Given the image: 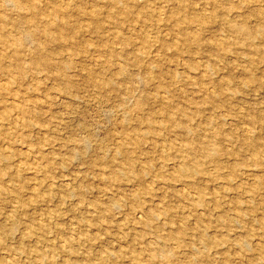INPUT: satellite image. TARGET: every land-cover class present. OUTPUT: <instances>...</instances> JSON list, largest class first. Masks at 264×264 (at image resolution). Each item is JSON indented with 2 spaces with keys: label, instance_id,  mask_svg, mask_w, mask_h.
<instances>
[{
  "label": "rangeland",
  "instance_id": "1",
  "mask_svg": "<svg viewBox=\"0 0 264 264\" xmlns=\"http://www.w3.org/2000/svg\"><path fill=\"white\" fill-rule=\"evenodd\" d=\"M0 61V264H264V0H0Z\"/></svg>",
  "mask_w": 264,
  "mask_h": 264
},
{
  "label": "bare ground",
  "instance_id": "2",
  "mask_svg": "<svg viewBox=\"0 0 264 264\" xmlns=\"http://www.w3.org/2000/svg\"><path fill=\"white\" fill-rule=\"evenodd\" d=\"M22 3V2H21ZM25 5V4H24ZM23 5V6H24ZM53 6H54V4H53ZM56 6H58V5H56ZM129 7V6H128ZM19 8V7H18ZM130 8V7H129ZM21 9V8H20ZM54 9V8H53ZM22 10H23V8H22ZM95 10V9H94ZM91 12V11H90ZM133 12V11H132ZM53 13H54V11H53ZM92 14H93V12H92ZM2 16V15H1ZM61 16V15H60ZM3 17H4V15H3ZM6 17V16H5ZM60 18V17H59ZM66 20V19H65ZM65 23V22H64ZM35 27V26H34ZM99 28V27H98ZM97 28V29H98ZM253 32H255V31H253ZM26 33H27V31H26ZM47 33V32H46ZM251 33V32H250ZM47 34H49V33H47ZM254 34V33H253ZM32 35V34H31ZM62 35V34H61ZM22 36V35H21ZM51 36H53V35H51ZM24 37V36H23ZM28 37H29V35H28ZM56 37V36H55ZM60 36H58V38H59ZM63 37V36H62ZM29 38H31V37H29ZM67 38L68 37H66V40H67ZM52 39H54L53 37H52ZM56 39H57V37H56ZM60 39H61V37H60ZM55 40V39H54ZM58 40V39H57ZM63 40V39H62ZM15 43V42H14ZM18 46V45H17ZM2 59V58H1ZM48 59V58H47ZM1 62V61H0ZM46 62V61H45ZM44 62V63H45ZM35 63H37V62H35ZM43 63V62H42ZM48 66V65H47ZM50 66H51V64H50ZM62 68V67H61ZM59 70V69H58ZM63 70V69H62ZM91 81V80H90ZM93 82V81H92ZM0 90H2V86H1V89ZM30 90H31V88H30ZM19 115V114H18ZM2 119V118H1ZM30 152V151H29ZM19 163V162H18ZM20 168V167H19ZM22 168V167H21ZM41 168V167H40ZM7 174V173H6ZM219 198V197H218ZM14 255V254H13ZM86 256V255H85Z\"/></svg>",
  "mask_w": 264,
  "mask_h": 264
}]
</instances>
